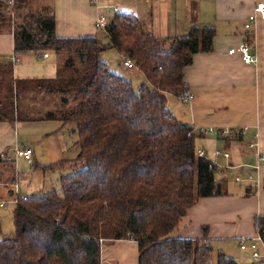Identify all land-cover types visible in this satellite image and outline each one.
Segmentation results:
<instances>
[{
	"label": "trees",
	"instance_id": "16d2710c",
	"mask_svg": "<svg viewBox=\"0 0 264 264\" xmlns=\"http://www.w3.org/2000/svg\"><path fill=\"white\" fill-rule=\"evenodd\" d=\"M31 2L0 0V33L12 30L16 56L55 53L57 77L14 80L12 63L0 62V121L15 120L14 99L28 92L58 93L63 107L43 118L77 134L75 159L58 164L80 167L60 175V191L15 203V231L0 237V264H102V245L121 239L137 243V264H240L213 249L206 227L201 239L171 236L199 198L225 195L217 167L197 154L206 132L167 107L168 95H188L183 69L195 53L212 50L215 28L159 38L137 15L117 12L104 35L57 37L53 13L32 11ZM112 47L133 60L143 83L134 87L107 67L100 54ZM217 135L242 139L239 130ZM254 225L264 242V215Z\"/></svg>",
	"mask_w": 264,
	"mask_h": 264
},
{
	"label": "crops",
	"instance_id": "0c3cea01",
	"mask_svg": "<svg viewBox=\"0 0 264 264\" xmlns=\"http://www.w3.org/2000/svg\"><path fill=\"white\" fill-rule=\"evenodd\" d=\"M257 2L264 3V0H32L29 8L35 12L53 13L57 37L93 36L99 32L103 35L95 28V21L100 9L110 14V8L105 7L108 4L116 7L118 12L137 15L145 28L159 38L185 35L193 26H213L212 50L195 53L192 62L183 69L188 95L176 97L184 102V108L183 117H175L196 131L206 132L196 144L208 159L227 162L208 151L220 150L214 147L215 142H220L221 149L229 151L230 161L235 164L253 162L257 155H264V20L258 16L251 28L243 27ZM248 33L252 35L251 44L247 40ZM103 38L108 41L105 36ZM243 42L250 45V52L256 58L254 62L245 63L238 51L229 53L231 48H237ZM13 49L12 30L1 32L0 62L12 63L14 80L57 77L59 60L52 51H45L40 56L33 53L16 56ZM104 51L100 58L114 73L121 75L124 69H135L140 74L135 67L124 66L123 61L124 68L118 64L119 68L113 69V63H109ZM118 56L124 57L119 51ZM170 96H167V104ZM14 106L15 120L0 121V154H7L8 160L0 162V202L4 204H12L13 182L20 195V183L24 182L20 181V176L34 179L49 175V179L58 180L61 171L69 170L72 165L58 163L75 159L78 152L74 144L77 134L68 125L58 119L43 118L46 112L63 107L58 93L28 92L19 100L14 99ZM209 129L211 133H207ZM222 129L241 131V141L228 142L213 134ZM250 143L255 146L250 148ZM26 148L33 152V164L29 171H20L24 159L15 151ZM240 174L246 176L245 171ZM224 179L223 187L227 181H233V175L229 180L228 176H219L217 181ZM234 185L224 188L225 195L199 198L171 236L201 239L203 227H206V237L215 251L222 250L240 264L247 263L250 250L239 251L238 242L257 235L254 219L264 215V163H259L252 173V180L247 177ZM41 188L35 189L40 191ZM21 195L30 194L23 192ZM109 242L101 247L102 263L109 259L112 260L110 264H137L134 240Z\"/></svg>",
	"mask_w": 264,
	"mask_h": 264
},
{
	"label": "built area",
	"instance_id": "2783aa9c",
	"mask_svg": "<svg viewBox=\"0 0 264 264\" xmlns=\"http://www.w3.org/2000/svg\"><path fill=\"white\" fill-rule=\"evenodd\" d=\"M9 5H13L14 0H6ZM92 1V0H91ZM94 1V0H93ZM107 8H110V14L105 12V9H100L96 21H95V28L104 31L106 26L110 23V20L114 17V15L118 12V9L114 7L111 4H108L105 6ZM260 17L264 20V3L257 2L254 7V12L250 14L246 22L244 23V27L246 29L251 28L252 24L256 21L257 17ZM235 51H238L241 54V57L245 63H251L256 60L255 56L250 52V45L247 42L241 43L237 48H231L229 50V53H234ZM16 60V59H15ZM123 65L128 68L135 67V64L133 60H131L128 57H123ZM227 129L223 130V134L227 133ZM205 132V131H204ZM209 133L212 132L211 129L208 130ZM190 135V134H189ZM254 143H250L249 147H254ZM17 156H20L24 159L25 162L31 164L32 163V155L33 152L30 148H26L23 150H16L15 151ZM197 154L199 156L206 157L205 152L202 148L197 149ZM222 157L223 159H226V163H219L215 159H209L218 169V172L221 171V169H224L225 171H231L233 173V181L235 183H240L242 181V176L240 172H244L247 174V177L249 180H252V173L257 170L259 167V163H264V155H257L255 161L253 162H242V163H231L230 161V153L229 151L225 149L221 150H215L214 151V157ZM7 154L1 153L0 158H6ZM236 172V173H235ZM16 189L14 190V198L11 200L13 203H16L19 198L24 200L26 199V196H20L18 195V189L17 184L15 185ZM0 206H2V203H0ZM239 248L242 250H246L247 248L250 250V256L253 258V260L257 261L264 258V242L260 238L259 235H256L254 238L247 240V239H240L238 242Z\"/></svg>",
	"mask_w": 264,
	"mask_h": 264
},
{
	"label": "rangeland",
	"instance_id": "374dc122",
	"mask_svg": "<svg viewBox=\"0 0 264 264\" xmlns=\"http://www.w3.org/2000/svg\"><path fill=\"white\" fill-rule=\"evenodd\" d=\"M15 20L19 21V19H14V21ZM243 27H244V24H243ZM244 29H246V28L244 27ZM104 56L109 61V63H113V67H114L113 69H118L119 65H120V67L124 68L121 65V62L123 61V57L122 56L121 57L118 56V50L117 49H113V48L107 49L106 51H104ZM140 74L138 72H136L135 69H124L121 72V75L123 77H125L127 79H131L134 87H137L142 81H145L144 80V76L142 74L141 75ZM183 103L181 101H179L176 97H173V96L169 97L167 105L172 110L173 114L176 115L177 118L178 117H183L182 116L183 115L182 114L183 113V108H184ZM207 133H209V132H207ZM213 134H217V131H215V133H213ZM207 145H209V144H207ZM214 147H217L220 150L222 148L220 142H215L214 143ZM215 149L208 150V151L211 152L212 155L214 156V152L213 151ZM209 152H207L208 155H210ZM218 158H220V156ZM2 161H8L7 157L6 158H1V162ZM29 167H30L29 163H26V162L22 161L19 169H20V171H22L23 169H26L27 171H29ZM79 167H80V164H77V166L70 167L69 170H63L61 172H62V174L66 175L69 172H72V171H75L76 169H79ZM232 175H233V173L231 171H225L224 169H221V172H217L215 177H216V179H218L219 176H224V177L228 176V180H229V178H232ZM245 175H246L245 177L244 176L242 177V181L240 183L243 182L244 178H247V174H245ZM48 177H50V176L46 175V176H41L39 178L35 177L34 179H30L27 176H20V181H24V182L20 183L21 187H20V195H19V197L22 196L21 194L23 192L24 193H29L31 195L33 193H39V192H42V191H46L50 187H54V189H57L58 191H60V184H59L58 180H55L54 178H50L49 179ZM8 183H9V186H10V182H8ZM13 184H14V182L11 184V188L16 189V186H15L16 184L15 185H13ZM50 184H52V186H50ZM234 184L235 183L233 181H229V182L227 181L225 187H228V186L229 187H235L236 185H234ZM41 185H42L43 188H41ZM37 186H39V188H41L42 190L36 191L35 188ZM225 187H223V189ZM11 197H12L11 199L14 198V192H13ZM2 199H5V198H2ZM19 200H22V199L19 198ZM0 203H2V206L5 205L4 207H0V237H2L3 235L12 234L15 231V226H14V221H13V216H12V210L14 208L13 205H15V203H13V202H12V204H10V203L9 204H4V202H0ZM104 244L105 245H109L110 242L106 241ZM238 248H239V246H238ZM239 251H244V250L239 248ZM250 254L251 253H248V258H247L248 262L244 263V264H249V262L251 260H253V258L250 256ZM110 261H112V260L106 259V261H104L102 264H110ZM111 263H114V262H111Z\"/></svg>",
	"mask_w": 264,
	"mask_h": 264
}]
</instances>
